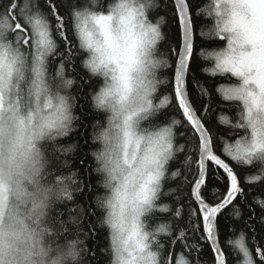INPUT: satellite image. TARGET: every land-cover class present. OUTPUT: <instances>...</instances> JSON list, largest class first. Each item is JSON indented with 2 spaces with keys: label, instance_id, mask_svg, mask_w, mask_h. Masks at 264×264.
Instances as JSON below:
<instances>
[{
  "label": "snow or ice",
  "instance_id": "obj_1",
  "mask_svg": "<svg viewBox=\"0 0 264 264\" xmlns=\"http://www.w3.org/2000/svg\"><path fill=\"white\" fill-rule=\"evenodd\" d=\"M155 7V0H108L107 6L99 0H0V264H7L6 228L17 222L21 195L31 197L33 232L46 225L57 252L83 264L84 241L61 243L71 226L59 219L62 213L50 212L96 187L104 191L90 196L88 207L77 204L69 212L77 236L84 216L108 229L102 251L109 264H193V253L200 264L202 244L213 264H228L220 228L229 227L222 219L229 208L242 220L239 235L226 241L236 264H264V199L253 200L257 215L245 190L264 189V0H209L206 9L196 8V16L211 22L200 35L224 42L200 50L210 65L203 71L230 81L216 92L236 108L234 117L217 113L215 124L211 93L199 85L197 109L187 89L196 55L193 6L173 0L176 40L160 58L164 17L150 19ZM77 61L91 74L92 106L106 114V124L94 126L96 186L75 172L53 171L46 156V145L67 136L78 119L69 91ZM161 67L173 70L169 80L157 77ZM162 83L171 86L158 97ZM161 111L171 115L153 123ZM219 125L229 137L216 130ZM178 129L184 144L175 142ZM185 152L182 167L170 172V162ZM237 167L254 171L242 178ZM168 179L176 187L164 192ZM165 196L171 203L162 202ZM95 227L91 222L84 235L94 236Z\"/></svg>",
  "mask_w": 264,
  "mask_h": 264
},
{
  "label": "trees",
  "instance_id": "obj_2",
  "mask_svg": "<svg viewBox=\"0 0 264 264\" xmlns=\"http://www.w3.org/2000/svg\"><path fill=\"white\" fill-rule=\"evenodd\" d=\"M99 3L103 6H107L108 0H99ZM172 3L173 0H155L156 7L150 10V19L153 22L159 17H164L163 22L161 23V31L164 34V39L160 41L158 45V58L168 53L169 44L175 42L176 40V25L173 23L172 19ZM189 3L193 6L192 19L194 22V46H195V58L193 60L191 71L187 78V89L190 95V98L197 107L200 108L201 98L199 96V85H203L204 88L211 93V102H212V123L216 122V114L223 112L229 116H233L236 112V108L228 103L223 101L221 95L216 92V87L222 84H228L230 81L227 79L216 76L213 77L208 73L203 71L204 68L209 67L207 61L203 60L199 53L202 48L207 49L209 45L213 47H221L224 42H214L207 37H202L200 35V27L202 25H208L211 22L204 18V16H196L197 6H203L205 9L209 3V0H189ZM78 74L75 76L76 83L69 90L70 94L75 97L73 115L78 119L73 122V130L65 137L58 138L55 144L49 142L46 145L47 151L46 156L48 157L51 169L65 175L71 174L73 172L77 173L78 179H82L85 182L91 181V183L96 186L97 182L100 180V177L92 171L95 168L94 158L91 156V152L95 150L99 145L93 142L94 132H98L99 129L95 128L97 121L101 124H106V114L97 111L91 102V92L92 89L88 87V84L91 82L89 80L90 73L87 69H84L83 66L77 61L76 63ZM172 69L161 67L157 70L156 75L160 80H169L172 76ZM71 75V74H70ZM97 79L92 77V80ZM170 84H160L158 86L157 96L162 97L167 94L170 89ZM158 102V101H157ZM171 115V111L167 114L161 111L153 118V123L163 124V122ZM207 123V121H206ZM183 129L177 130L176 135V144H184L185 138L179 135V132ZM217 131L223 133L226 137H229V129L223 125H219L216 128ZM56 149H62L63 151H55ZM187 153H178L176 159L170 162V172L174 171L178 167H182L183 161ZM86 161V164H82L81 161ZM66 162V164H65ZM234 165V162H233ZM235 166V165H234ZM194 167V165H193ZM236 171L241 174V177L247 175L248 172L254 171V169H242L237 167ZM88 173H91L89 177ZM177 181L175 180H165L163 191L167 192L169 189L176 187ZM245 190L248 192L247 202L248 205H251L255 208L257 215L260 213V208L258 205L253 203L255 197L264 199V189L260 187H253L249 190L245 187ZM103 189L96 187L95 191L89 196L82 195L80 193L75 194L74 202L62 203L57 202L53 205L50 214L56 216V214L62 213L59 216V219L65 222L66 226H71L68 233H64L61 236L60 242L65 243L66 239H77L84 241L83 248L86 249L81 257L83 264H109V255L102 251L107 249L109 246L108 240V229L102 227L97 220V217H88L84 216L81 218L82 228L80 230L79 236H77V224L75 223V217L70 214L69 209H74L77 204L84 207H88L90 203V196H95L96 193H103ZM162 202L171 203L170 197H162ZM243 218L246 219L249 215L248 207L244 206L242 208ZM99 215V214H98ZM223 222L228 224V228L223 226L220 228V240L221 246L224 249L225 255L228 258V264H236V256L231 251L226 241L230 238L234 239L239 235L240 228L242 227V220L236 219L231 215V208H229L224 213ZM96 222L95 235L85 236L84 233L89 231V224L91 222ZM232 228L236 229V232L231 231ZM191 235V234H190ZM249 241L251 243V235H249ZM177 253H179L180 248L177 246ZM197 256L195 253L190 257L195 264ZM200 264H213V253L206 244H202V251L199 254Z\"/></svg>",
  "mask_w": 264,
  "mask_h": 264
},
{
  "label": "clouds",
  "instance_id": "obj_3",
  "mask_svg": "<svg viewBox=\"0 0 264 264\" xmlns=\"http://www.w3.org/2000/svg\"><path fill=\"white\" fill-rule=\"evenodd\" d=\"M27 189V185L22 189ZM17 222L7 228L4 238L8 253L7 264H77L76 259L58 253L51 245L47 226L45 231L36 234L32 222V201L28 195H21L16 209ZM59 256V260L57 257Z\"/></svg>",
  "mask_w": 264,
  "mask_h": 264
},
{
  "label": "water",
  "instance_id": "obj_4",
  "mask_svg": "<svg viewBox=\"0 0 264 264\" xmlns=\"http://www.w3.org/2000/svg\"><path fill=\"white\" fill-rule=\"evenodd\" d=\"M193 39H194V35H193Z\"/></svg>",
  "mask_w": 264,
  "mask_h": 264
}]
</instances>
